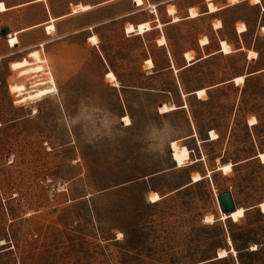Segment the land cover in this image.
<instances>
[{"label":"rangeland","instance_id":"1","mask_svg":"<svg viewBox=\"0 0 264 264\" xmlns=\"http://www.w3.org/2000/svg\"><path fill=\"white\" fill-rule=\"evenodd\" d=\"M1 1L26 0H0L4 11ZM49 2L55 12L94 5L59 21L60 33L138 9L95 28L112 55L124 48L122 23L148 21L147 7L162 3L158 28L142 36V91L126 90L123 101L99 81L84 33L61 40L55 57L59 74L71 59L85 68L41 98L20 102L17 94L37 82L41 66L51 72L29 61L44 55L11 59L15 81L0 59V264H264V0H211L218 11L206 14L209 0ZM38 15L12 10L0 28ZM170 19L177 23L162 25ZM208 41L211 51L220 41V53L192 64L208 55ZM179 146L190 158L177 167ZM226 190L244 209L237 221L219 213L216 195Z\"/></svg>","mask_w":264,"mask_h":264},{"label":"crops","instance_id":"2","mask_svg":"<svg viewBox=\"0 0 264 264\" xmlns=\"http://www.w3.org/2000/svg\"><path fill=\"white\" fill-rule=\"evenodd\" d=\"M133 1L136 6H140L143 4V0H133ZM209 1L211 2V0ZM1 2H3L5 7L7 8L4 11H0L1 17L3 16L4 13L10 12L12 10L17 11L18 8H21L24 11L29 8H36L39 11V15L35 20L29 21L24 25H21L15 28H10L4 25V26H1L0 28V59L8 58L7 67L10 72V76L8 77L9 80L15 81L16 80V78L14 77L15 71H19V69H12L10 67V60L11 59L32 58L31 56H29V54L32 50L36 49L39 52V54H35V55L40 56V53H41L42 55L46 57V60L39 62V63L36 62L34 59L29 60L31 65L46 63L47 68L51 66L52 69H51V72L48 71V72L41 73V71L43 70L47 71L46 69H43V67L41 66V68L38 70L39 72L37 71L36 73H34L35 75L33 74L31 77L38 76L37 81L41 80L44 82L43 85L47 86V85H51V82L46 80L47 79L46 75L49 74V76H52L53 78V83L56 89V86L62 82L63 78H67V79L71 77L73 78L85 68L84 59L83 60L71 59L67 65H64L69 68L67 69V71L68 70H71V71L68 74H67V71L65 74H59L58 72L59 65H57V62H59L58 61L59 59L55 57V52L57 50V47L60 43H62L61 40H63L64 38L68 36H73L79 33H84L85 35L83 39V45L81 46L88 47V50L92 53V57H94V59L96 60L97 77L99 81L104 85V87L112 88L114 92H116L120 100L122 101H123L122 93L126 92V90L134 91V92L142 91V87H143L142 86L143 47H144V40L142 36L144 33L158 28L157 24L159 22V17L156 14L155 7L160 5L162 2L157 3L155 5L153 4L154 11L149 10V7H147L148 12L152 16V19L148 21H142V20H137V19L135 21L125 20L122 23L120 39L123 41L124 48L120 51L119 54L113 51L114 55L111 54V50H108L102 46V41L100 40V37L98 36V33L96 32L95 28L98 27L99 25L112 22L118 18H126V17L135 16V14L138 12V9H135L134 7L130 6L127 12L117 15V16H109L102 20H88L85 23H82L80 27H76L72 30H69L66 33H60L59 28H58L59 21L68 19L75 15H79L80 14L79 11H87L91 9L92 7H94V5L91 6L88 4H83L81 6L73 7L72 11L70 10V8H66L64 10L63 9L60 10L59 12H55L49 0H42V1L26 0L22 3L13 4V5H7L4 1H1ZM106 2H103V3H106ZM84 5H88L89 9L81 10V7ZM217 11L218 10H216L215 12ZM215 12H212V13H215ZM175 13H177L176 10L174 12V15ZM206 13H208L207 5H206V11H203L202 13L200 12V14H206ZM178 18L179 20L177 22L181 21L182 19H189L188 11L186 15H184L183 17H178ZM171 19L166 23H162V25L170 24V23H177V22H171ZM156 22L157 24H154ZM50 23L53 24L54 28L52 31L47 32L46 27ZM127 25L132 26L131 32L126 31ZM244 31H246V29ZM244 31H239V32L242 33ZM14 36L17 37V42L11 46L9 45L8 40ZM93 37L96 38V42L91 41ZM161 37H163V35H161L158 39H160ZM72 38L73 37H71V39ZM220 41H219V44H217L216 49L212 51L211 49L207 47L209 44V41L207 44L201 45L203 48V53L205 55L206 54L208 55L206 56L203 55L204 57L201 56V57L194 59V62L192 64L196 63L198 60L202 58H208V57H211L213 55L220 53ZM163 45L167 46L166 40ZM242 49L243 47L236 46L234 50H242ZM167 54L169 55L168 49H167ZM169 59H170V56H169ZM192 64H189L188 66H191ZM184 67H187L186 64L184 65ZM109 73H111L114 76V79L112 81H110L106 76ZM137 73H138V78H139L138 85H137ZM28 74H32V73H28ZM22 75H25V74L18 73L19 77ZM41 75L45 77H41ZM127 78L133 79V81L127 82ZM9 86L10 84L8 81V87ZM179 106L181 105H178V107ZM178 109H181V108H178ZM192 133L193 132L183 137V139L194 137L192 136L193 135Z\"/></svg>","mask_w":264,"mask_h":264},{"label":"bare ground","instance_id":"3","mask_svg":"<svg viewBox=\"0 0 264 264\" xmlns=\"http://www.w3.org/2000/svg\"><path fill=\"white\" fill-rule=\"evenodd\" d=\"M207 8L209 10V12H214L215 11V7L212 5V3H208ZM178 20V18H175L174 21ZM239 32V30H238ZM92 42H96V38L93 37L91 39ZM229 47L226 44V42L222 41L221 42V50L225 51L227 50ZM108 75V74H107ZM106 75V76H107ZM40 79V78H39ZM35 80V79H34ZM51 85H43L44 82H34L32 87H30L29 89L23 88L19 94H17L19 96V100L20 102L26 101V100H31V99H35V98H41L43 96H46L47 94L51 93L54 91L55 86L53 83V79L52 76H50V80ZM18 100V102H19ZM209 137L211 140L216 138V135L213 131L209 132ZM171 157L173 162L176 164L177 167L182 166L183 164H185V162H187L190 158V153L188 151V149L185 146H179L178 148H175L172 153H171ZM258 207L260 208V210L262 212H264V200L261 201L258 204ZM219 213L221 214V218L223 217V214L220 212V208H219ZM244 214V209L242 207H236L232 212L227 214V217H229L230 219H232L233 221H237L239 218H241ZM205 221H209L212 222L213 221V217L212 216H206L205 217Z\"/></svg>","mask_w":264,"mask_h":264},{"label":"water","instance_id":"4","mask_svg":"<svg viewBox=\"0 0 264 264\" xmlns=\"http://www.w3.org/2000/svg\"><path fill=\"white\" fill-rule=\"evenodd\" d=\"M217 202L220 208V212L228 214L232 212L236 206L230 191L226 190L216 195ZM216 257V256H215ZM208 259L207 261H210Z\"/></svg>","mask_w":264,"mask_h":264},{"label":"built area","instance_id":"5","mask_svg":"<svg viewBox=\"0 0 264 264\" xmlns=\"http://www.w3.org/2000/svg\"><path fill=\"white\" fill-rule=\"evenodd\" d=\"M149 9L151 10V11H154V6L152 5V6H149Z\"/></svg>","mask_w":264,"mask_h":264}]
</instances>
